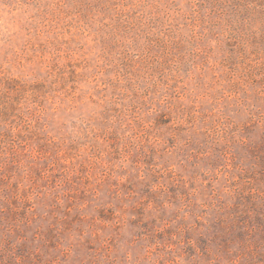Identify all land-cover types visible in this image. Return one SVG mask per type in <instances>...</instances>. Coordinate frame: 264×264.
Listing matches in <instances>:
<instances>
[{
  "label": "rangeland",
  "instance_id": "obj_1",
  "mask_svg": "<svg viewBox=\"0 0 264 264\" xmlns=\"http://www.w3.org/2000/svg\"><path fill=\"white\" fill-rule=\"evenodd\" d=\"M0 264H264V0H0Z\"/></svg>",
  "mask_w": 264,
  "mask_h": 264
}]
</instances>
